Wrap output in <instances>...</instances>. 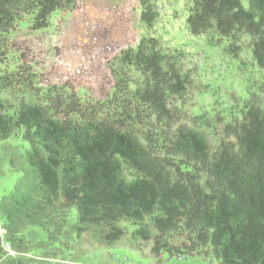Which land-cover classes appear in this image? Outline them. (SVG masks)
<instances>
[{
  "label": "trees",
  "instance_id": "1",
  "mask_svg": "<svg viewBox=\"0 0 264 264\" xmlns=\"http://www.w3.org/2000/svg\"><path fill=\"white\" fill-rule=\"evenodd\" d=\"M76 1L0 0V35L25 14L33 30L45 28L52 12ZM189 1L191 35L213 31L231 52L250 36L252 60L264 70V0ZM138 2L140 21L151 26V0ZM176 58L143 36L116 58L105 99H83L67 84L29 85L28 77L20 83L29 100L8 106L0 98V140L21 137L10 158L20 177L0 198V264H30L38 245L69 242L90 225L112 244L124 233L121 221L137 226V240L152 241L154 256L264 264V89L246 91L211 149L204 117L192 120L201 129L180 122L174 100L189 79ZM2 77V85L15 80Z\"/></svg>",
  "mask_w": 264,
  "mask_h": 264
},
{
  "label": "rangeland",
  "instance_id": "2",
  "mask_svg": "<svg viewBox=\"0 0 264 264\" xmlns=\"http://www.w3.org/2000/svg\"><path fill=\"white\" fill-rule=\"evenodd\" d=\"M241 2L246 6L247 0ZM151 3L156 12L151 26L140 21L138 0H77L70 10L52 12L48 25L37 30L31 28L32 15H23L0 35V98L8 106L23 98L29 100L27 88L20 83L28 77L33 80L29 85L46 88L67 84L83 99H105L113 90L116 58L123 50L134 48L141 37L151 36L158 39L163 53L176 55V66L189 79L184 96L174 100L181 111L180 122L200 128L192 120L196 115L204 117L211 124L204 132L213 149L224 138L223 127L236 115L230 113L240 109L246 91L253 90L259 96L264 89V70L252 60V38L239 37L233 46L235 52H231L229 39L213 31L196 36L189 33L186 27L189 0H151ZM2 76L15 80L2 85ZM20 140L19 132L0 140V198L20 177L21 171L10 164L11 157L17 159L16 146ZM25 148L22 142L19 153ZM119 225L124 233L112 244L104 241L102 228L90 225L80 236L69 237V242L38 245L43 249H33L27 255L34 259L30 264L218 262L201 254L176 256L162 252L154 256L151 240H137L133 236L135 224L121 221ZM35 246L30 244L32 248ZM41 251L47 252L42 255ZM9 254L14 252L10 250Z\"/></svg>",
  "mask_w": 264,
  "mask_h": 264
}]
</instances>
